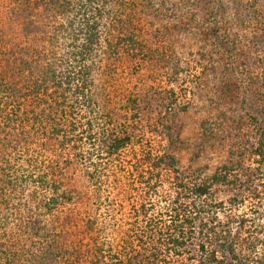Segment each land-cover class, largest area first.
Instances as JSON below:
<instances>
[{"label": "trees", "instance_id": "trees-1", "mask_svg": "<svg viewBox=\"0 0 264 264\" xmlns=\"http://www.w3.org/2000/svg\"><path fill=\"white\" fill-rule=\"evenodd\" d=\"M0 264H264V0H0Z\"/></svg>", "mask_w": 264, "mask_h": 264}, {"label": "rangeland", "instance_id": "rangeland-1", "mask_svg": "<svg viewBox=\"0 0 264 264\" xmlns=\"http://www.w3.org/2000/svg\"><path fill=\"white\" fill-rule=\"evenodd\" d=\"M195 119L196 115L193 113V111L184 113L179 112L177 120L179 121L181 126L180 136L182 140H187L192 137L195 129ZM145 137L147 139L149 138L152 143L156 141V138L152 135L149 136L148 134H146ZM176 155L182 165L185 166L188 164L189 152L186 149L181 148L176 152ZM223 157L224 154L219 152L218 150H205L204 152H201L196 163L193 164V167L202 170L203 167L207 166V171L211 172L221 164Z\"/></svg>", "mask_w": 264, "mask_h": 264}]
</instances>
